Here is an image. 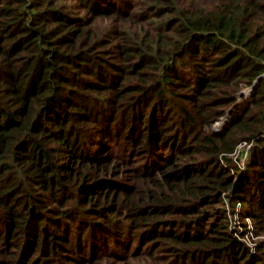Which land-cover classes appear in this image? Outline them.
Instances as JSON below:
<instances>
[{"label":"trees","instance_id":"16d2710c","mask_svg":"<svg viewBox=\"0 0 264 264\" xmlns=\"http://www.w3.org/2000/svg\"><path fill=\"white\" fill-rule=\"evenodd\" d=\"M237 201L264 236V0H0V264H264Z\"/></svg>","mask_w":264,"mask_h":264},{"label":"rangeland","instance_id":"374dc122","mask_svg":"<svg viewBox=\"0 0 264 264\" xmlns=\"http://www.w3.org/2000/svg\"><path fill=\"white\" fill-rule=\"evenodd\" d=\"M246 89H248V88L247 87L244 88L243 91H245ZM214 123L212 124V128H214ZM247 148H248L247 144L246 145L243 144L241 147H239L238 148L239 155L241 154V152L244 154V152L246 151ZM224 200L227 202V198ZM235 204H236V202L234 203L233 207L235 206ZM233 207H231V204H228V203L225 205L227 212H229V211L231 212V209ZM227 219H228L227 222H228V226H229V217ZM249 224L252 226V233L250 231H248V233H246L247 232L246 230H248V228H250ZM233 228L236 230L235 231L236 233H234V235L237 238H239L242 242H244V244L247 246V248H249V249L252 248L254 252L256 251V249L259 246H261L264 249V236H259L255 233V226H254V223L251 219H249V221L248 220L246 221V218L245 219L239 218L235 222V225ZM254 243H256V246H254Z\"/></svg>","mask_w":264,"mask_h":264},{"label":"built area","instance_id":"2783aa9c","mask_svg":"<svg viewBox=\"0 0 264 264\" xmlns=\"http://www.w3.org/2000/svg\"><path fill=\"white\" fill-rule=\"evenodd\" d=\"M245 94H248L249 93V89H246L245 91H243ZM227 117L226 116H223V117H220L217 121H215L214 123V129L218 130L220 128V126L223 124V122L225 121ZM243 144H241L239 147H241ZM245 145V144H244ZM244 152V151H243ZM238 151L236 152L235 156L238 155ZM246 157V151L244 152V154L241 152L240 154V159L241 161ZM242 165V164H241ZM241 209H242V204L237 201L235 206L231 209V212L229 211L228 213V217H229V228L234 232L236 233L235 229L233 228L234 225H235V222L240 218H242V213H241ZM246 218V221L248 220L249 221V217H243V219ZM241 225V224H240ZM250 225V224H249ZM248 233V231H250L252 233V226L250 225V228H248V230H246ZM254 246H256V243H254ZM251 251H253L252 248H250Z\"/></svg>","mask_w":264,"mask_h":264},{"label":"water","instance_id":"95a60500","mask_svg":"<svg viewBox=\"0 0 264 264\" xmlns=\"http://www.w3.org/2000/svg\"><path fill=\"white\" fill-rule=\"evenodd\" d=\"M255 86H256V81L254 82L253 86L250 87L249 90H253V89L255 88ZM241 93H244V92L242 91V92H240L239 94H241Z\"/></svg>","mask_w":264,"mask_h":264}]
</instances>
